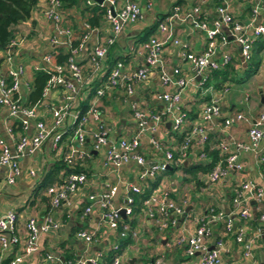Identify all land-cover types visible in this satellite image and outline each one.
<instances>
[{
	"label": "crops",
	"instance_id": "1",
	"mask_svg": "<svg viewBox=\"0 0 264 264\" xmlns=\"http://www.w3.org/2000/svg\"><path fill=\"white\" fill-rule=\"evenodd\" d=\"M115 1L120 6L127 0ZM134 1L141 6V16L136 22L124 27L117 35L115 43L109 48L106 57L103 59L104 67H110L117 61H122L126 68L131 70L143 65V55L132 52V49L139 42H142L141 38L144 37L147 29L154 26L152 33L148 34L144 40L155 33L159 22L166 19L174 6H178L179 16L167 23L172 38L178 39L179 44L166 43L162 60L172 79L178 77L173 74L174 68H180L184 73L183 75L194 74V69L185 61L183 52H202L206 45V38L203 31L192 27L191 20L192 17H199L207 21L216 19L218 17L216 12L218 0ZM147 1L150 2V7H146ZM258 2L259 0H228L227 11L241 23H248L253 20V26L264 24L263 9L261 8L256 15L253 13V7ZM98 6L99 4L95 2L92 6H88L85 0H79L77 5L71 8H63L62 12L61 25L70 30V38L73 41L79 40L85 33L89 35L84 48L77 55V61L84 76L91 71L90 55L93 46L100 36L110 33V24L104 17L99 21L98 26H93L92 29L85 27L88 17L98 13ZM44 8V0H38L30 17L13 26V37L20 40L15 47L14 62L24 66V73L21 77V99L24 103L31 91L35 67L45 66L42 60L44 54L53 47L62 52L67 51L65 43L67 36L56 31L52 20L43 14ZM194 8H198V12H193ZM249 33H252L251 28ZM53 38L58 41V44L53 45L51 41ZM227 53L232 58L230 65L234 69L236 78L245 77L246 63L242 62L240 46L232 38H229L226 44L221 42L217 44L215 58L219 60ZM3 57L4 52L0 51L1 71L5 68ZM262 65H264V58L261 54V62L258 68ZM197 81L198 79L183 91V103L188 110L192 109V113L180 131L176 132V135L172 134L169 125L170 120H164L163 125L157 131L149 132L141 137L137 152L145 158L143 167L137 166L134 162L120 167L107 163L104 159V150H94L92 148L93 140L87 138L84 148L87 150L88 156L81 162V166L88 172L87 181L73 194L68 204H64L58 209H51L62 226L57 232H49L41 236L38 242V250L27 257L26 264H60L65 261L63 255L68 253L73 254V259L83 260L93 257L97 252L106 255L112 250L114 243L119 242V238H117L116 232L104 223L102 209L98 205V196L94 202L89 200V196L104 193L109 187L115 185L118 190L112 198V204L123 209L127 206V184H140L143 192L149 182L154 179L159 183L151 190V193L158 188H165L171 191L172 197L177 202L186 199L185 214L179 216L176 224L161 230L156 219H150L146 215L142 205L135 217L136 223L134 225L129 223L132 227L131 232H136V235L133 236L131 233L128 242L120 249L119 264H147L149 260L155 257H160L163 264H197L199 254L187 256L183 245L177 243L176 238L190 235L197 225L196 218L204 214L207 208L211 206L223 209L225 212L227 211L226 213H230L235 221H241V225L246 228L248 237L260 233L255 239L253 260L244 259L241 246L229 238L230 252L224 254V264H229L233 260L242 264H264V238H262L261 233V230H264V220L259 219L260 214L264 213V198L258 210L257 204L251 203L254 211L252 218L254 222L239 219L232 210L231 201L234 184L242 180H250L257 185L262 184L258 171L261 155L260 146L256 151H239L238 161L242 165V170L232 171L221 181L212 184L207 181L206 172L202 170L194 172L191 169L192 165L207 163L210 160L201 161L197 158L200 146L195 143L199 136L192 139L193 145L188 148L185 157L180 156L178 137L182 133L189 132L192 125L198 121L196 113L199 114L201 106L209 101L215 90L212 85L200 86ZM225 86L229 89L227 93L221 95V115L215 118L211 124H208V141L205 144V148L208 147L207 153L216 150L217 144L223 138L249 144L247 130L260 114H264V76L262 73L256 71V73L240 81H225L222 87ZM162 89L173 92L176 87L174 85L163 86L156 69L151 72L147 81L133 83L132 94H126L122 87H118L110 90L99 100L101 122L109 129L107 145L116 143L123 137L128 138L136 131V121L129 109L131 103L135 102L147 113L162 112L165 104L155 99V94ZM80 91L79 97L74 101L75 107H80L81 103L90 101V89L81 88ZM61 96L62 89L58 88L37 105L39 116L47 125L52 122L51 109L60 104ZM115 101L120 102L119 113L113 112L112 106ZM236 113L243 114L245 120L232 125L227 132L223 131V118ZM15 123H17V119L9 117L6 109L0 106V138L11 146L13 141L8 128H13ZM67 125L69 127L70 120L67 121ZM90 127L88 128L93 129L94 124H91ZM30 130L32 131V127ZM30 130L26 133H29ZM152 140H158L160 147H155L151 142ZM71 141L74 143L73 134L67 130L58 149H54L52 137H48L39 149L33 152L25 150L23 156L18 159L20 174L14 183L7 182L6 168L0 169V215L8 210H14L18 216L19 231H22L24 221L28 216L39 217L50 209L46 188L64 178V170H56L55 164L62 159ZM166 150L176 153L175 162L169 163L165 170H158L154 176L147 177L141 183L138 178L139 173L148 171L154 164L164 162V151ZM31 171L34 174H31ZM90 205L91 210L86 213L84 209ZM131 215L121 216V218L130 220L133 217ZM81 229L90 231L98 229L97 239L91 244L79 240L75 233ZM222 230L221 222L213 225L211 236L207 239L209 248L213 247L214 241L222 234ZM14 251H17V248ZM48 256H51L52 259H48ZM102 258L101 260H103Z\"/></svg>",
	"mask_w": 264,
	"mask_h": 264
},
{
	"label": "built area",
	"instance_id": "2",
	"mask_svg": "<svg viewBox=\"0 0 264 264\" xmlns=\"http://www.w3.org/2000/svg\"><path fill=\"white\" fill-rule=\"evenodd\" d=\"M216 6L218 17L212 21L202 18L192 17V27L204 32L206 45L202 52L195 53L191 51L183 52L185 61L194 69V74L183 75L180 68H174L173 74L178 76L172 79L167 73L162 60L163 49L166 43L171 42L179 44L178 39L171 36L168 23L179 16V7L174 6L171 13L166 19L159 22L156 32L149 36L148 39L139 42L132 52L143 55L144 64L135 70L126 68L122 61L115 62L110 68L104 67L103 59L106 57L109 48L115 43L117 35L129 24L136 22L141 16V6L134 0H127L122 5H117L115 0H103L99 6L105 8L104 19L110 24V33L100 36L92 48L90 55V72L84 76L81 66L77 61L78 53L84 48L88 33L82 35L77 40L78 45L72 47L73 40L70 38L71 33L68 28L61 25L63 6L58 0H44L45 8L43 14L51 19L56 31L59 34L67 36L65 41L69 49V55L63 64L56 61L57 50L53 47L42 57L45 66L35 67L36 70L44 69L49 75L42 90V99L39 103L29 106L22 102L21 99V77L24 73V66L14 62L15 47L20 40L12 37L7 46L1 50L4 52L3 63L4 70H0V106L4 107L11 118L17 119L20 124L21 132L15 133L12 127L8 132L13 141L9 145L0 138V169L6 168V180L8 183H14L20 174L18 159L23 156L25 150L33 152L39 149L48 137H52L54 149H58L66 131H71L74 137V143L69 142L68 149L64 152L62 159L66 164L74 165L79 160L83 161L88 156L84 148L87 138L93 140L92 148L94 150L104 151V159L107 163L120 167L124 164L134 162L137 166L145 165V158L137 152L141 137L144 134L157 131L164 120H170L169 125L172 131L179 132L187 120L185 114V104L182 96L185 88L195 82L198 78V85L203 86L211 71L219 70L230 64L231 56L227 53L220 59H216L217 44L219 42L226 44L229 38L240 46L242 62L248 63L252 54V45L259 37H264V24L253 26V20L248 23H241L227 11L228 0H218ZM88 6L94 4V0H85ZM96 3V2H95ZM112 6L113 11L110 10ZM146 7H150L147 1ZM264 11V0H259L258 4L253 7V13L256 15L260 9ZM193 12H198L194 8ZM192 16V15H191ZM87 29L91 28L87 23ZM251 28L252 33H249ZM92 29V28H91ZM224 30H226L224 32ZM53 45L58 41L51 39ZM264 58V48L261 51ZM158 70L160 81L163 86L174 85L176 90L173 92L162 89L155 94V99L163 102L164 109L159 113H147L142 110L135 102L131 103L129 109L133 119L136 121V131L128 138H121L116 143L107 145L109 129L101 122V111L99 100L104 97L110 90L122 87L126 94L133 93L134 82H145L149 79L153 70ZM264 76V65L258 68ZM95 80L99 81L95 94L87 104V108L81 111L79 107L74 106V101L80 95L81 88H88ZM62 89L61 102L57 107L51 109L52 122L47 125L39 116L37 105L46 99L52 91ZM228 87H222L214 90L208 102H205L199 111L198 121L195 122L186 133L184 142L179 146L180 156L185 157L188 148L193 145L192 139L199 136L196 145L200 146L198 160L207 161L209 159L205 144L208 141V124L221 115V95L228 92ZM187 109V108H186ZM70 125L67 127V121ZM245 120L241 113L225 116L222 120V130H227L237 122ZM94 124L93 129L90 125ZM32 127V131L30 128ZM89 127V128H88ZM29 133H26L29 131ZM249 144L236 140H225L224 138L217 144L220 159L215 165L206 172L207 181L217 183L227 177L232 171H241L242 165L238 161L239 151H256L260 146L261 155L259 158V176L261 185H257L250 180H242L234 184L232 196V210L239 219L249 221L254 217V211L251 203L257 204V210L264 198V114H260L257 119L251 123L247 130ZM152 144L159 148L158 140H152ZM76 146V147H75ZM28 148V149H27ZM165 161L152 165L148 171L139 173V181L160 170H165L167 165L175 162L173 153L170 150L164 151ZM34 174V172H30ZM87 181L85 173H70L58 182L50 184L46 188V195L49 200L50 209L42 216H28L24 221L22 231L18 230V216L14 210H8L0 215V264H26L27 257L35 253L39 248V240L42 235L49 232H57L62 224L59 219L55 218L51 209H58L64 204H68L73 194ZM142 186L127 184L126 202L124 214L131 213L133 203V194L142 192ZM117 186H111L101 194H92L89 200L94 202L98 196V205L102 209L104 223L117 234V237H125L129 226L126 224L119 228L121 213L119 207L112 204V198L117 192ZM186 199L176 201L171 191L165 188H158L143 201L144 211L150 219H156L161 230L167 229L176 224L179 216L185 214ZM85 212L91 210V205L85 207ZM259 219L264 220L262 212ZM221 222L223 226L222 234L216 238L213 247L209 248L207 239L211 236L212 228L215 223ZM196 227L187 237H177L176 242L183 245L187 256L199 254L197 264H224V254L230 252L228 240L232 239L241 246V253L244 259L253 260V249L255 239L258 238L259 232L251 237L246 234L245 226H237L235 219L230 213L223 209L208 207L206 212L196 218ZM96 230H77L76 238L86 244L93 243L97 238ZM135 236L136 232H131ZM264 233V230H261ZM17 248V251H14ZM113 250H119L118 242L112 246ZM104 254L97 252L89 259H69L60 264H100ZM120 254L117 253L111 264L120 263ZM48 259H52L48 256ZM147 264H163L160 257H155ZM229 264H242L233 260Z\"/></svg>",
	"mask_w": 264,
	"mask_h": 264
},
{
	"label": "trees",
	"instance_id": "3",
	"mask_svg": "<svg viewBox=\"0 0 264 264\" xmlns=\"http://www.w3.org/2000/svg\"><path fill=\"white\" fill-rule=\"evenodd\" d=\"M61 2L63 8H71L75 5L78 4L79 0H58ZM38 0H0V51L3 50L7 44L9 43L10 39L13 37V26L16 25L17 23L27 20L30 15L32 10L35 8L37 5ZM219 2V1H218ZM219 5V3H218ZM99 11L98 13H95L94 16L88 17L86 23L93 28V26H98L99 21L104 17L105 14V8L98 6ZM154 29V26L151 28L147 29L145 31L144 37L141 38L142 41H144L145 37L152 33ZM78 45V41H73L72 42V47H75ZM264 48V37H259L257 38L253 45H252V54L249 62L246 64L245 67V77L243 76L242 78L237 79L235 74H234V69L230 64H227L223 68L215 71H211L208 74L207 80L205 82V86L212 85L215 90L222 88V85L225 81H240L244 78H247L251 76L253 73H256L258 66L261 62V51ZM57 50V49H56ZM69 55V49L67 48V51L62 52L61 50H57V55H56V61L59 64H63L66 61L67 56ZM113 65V64H112ZM111 65V66H112ZM110 66V67H111ZM109 67V68H110ZM49 78V75L45 72L44 69L36 70L34 73V80L33 84L31 87V91L28 94L27 100L25 102L26 105L32 106L37 103H39L42 99V90L44 88V85ZM99 81L95 80L90 86V95L89 99L93 97L95 94V89L98 87ZM89 102V100H88ZM87 103H81L80 104V109L81 111H84L87 108ZM185 114L188 118V116L192 113V109L188 110L185 108ZM198 116V114L196 113ZM14 132L19 133L21 132L20 129V124L17 122L15 125H13ZM172 134L176 135L175 131H172ZM186 134H181L178 137L179 141V146L184 142ZM206 146V150H207ZM209 156V162L207 163H199L191 166V169L194 170H202L204 172L209 171L215 163L219 160V152L218 150H212L209 153H207ZM173 158L176 159V153H173ZM82 161H78L74 165H69L66 164L63 159L59 160L55 164V169H63L64 174L63 177L67 176L70 173H85L86 175L88 174L87 170H85L81 166ZM155 180V179H154ZM152 182H149L147 188L141 192V193H136L133 194V203L131 205V216L132 219L127 220L121 218V221L119 223V228L121 229L122 225H128L129 230L127 231V235L125 237H120L119 238V250H110L106 255H104L103 260H101L100 264H111L113 258L117 253L120 252V249L128 242L129 237L131 236V224H135L136 220L135 217L137 216V213L140 211V207L143 205V201L149 196L151 193V190L157 186L159 182L157 180ZM49 186V185H48ZM131 222V224H129ZM250 222H254L253 219L250 220ZM235 224L237 226H241V221H235ZM127 237V238H126ZM64 260H69L73 259V254H64L63 255Z\"/></svg>",
	"mask_w": 264,
	"mask_h": 264
},
{
	"label": "water",
	"instance_id": "4",
	"mask_svg": "<svg viewBox=\"0 0 264 264\" xmlns=\"http://www.w3.org/2000/svg\"><path fill=\"white\" fill-rule=\"evenodd\" d=\"M97 4H102L103 0H94ZM110 10L113 11L112 6H110ZM199 77H197L198 79ZM227 212V211H226ZM120 213L122 217H125L124 209H120ZM262 238H264V233L262 234Z\"/></svg>",
	"mask_w": 264,
	"mask_h": 264
},
{
	"label": "rangeland",
	"instance_id": "5",
	"mask_svg": "<svg viewBox=\"0 0 264 264\" xmlns=\"http://www.w3.org/2000/svg\"><path fill=\"white\" fill-rule=\"evenodd\" d=\"M112 108H113V112L119 113V111H120V102L119 101H115V103L113 104Z\"/></svg>",
	"mask_w": 264,
	"mask_h": 264
}]
</instances>
